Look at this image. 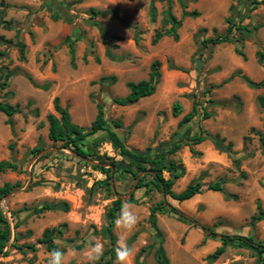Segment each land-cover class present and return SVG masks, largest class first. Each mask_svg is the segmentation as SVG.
Here are the masks:
<instances>
[{
  "label": "rangeland",
  "instance_id": "obj_1",
  "mask_svg": "<svg viewBox=\"0 0 264 264\" xmlns=\"http://www.w3.org/2000/svg\"><path fill=\"white\" fill-rule=\"evenodd\" d=\"M1 1L6 3L5 20L11 22V28L0 27V34L10 41L0 45V80L6 82L0 88V102L16 107L18 112L11 118L0 112V161L16 162L19 171L0 175L1 186L18 183L0 199V211L12 230L9 246L0 253V264H47L49 251L38 242L47 229L53 231L58 248L68 253V264H88L83 243L99 238L104 251L107 248V241L94 231L106 225L114 193L128 199L134 192L132 178L120 166L110 181L111 190L99 183L106 180L100 162L108 168L111 160L121 161L107 141L106 131L84 142L93 152L89 161L49 140L46 116L54 113L56 97L72 121L84 128L94 121L97 106L102 104L105 127L114 130L127 147L141 152L150 149L151 155L185 136H197L202 128L206 140L193 146L194 153L184 146L175 156L186 172L175 181L173 190L180 192L194 180L204 185L224 180L225 192L204 188L191 200L167 201L216 233L264 240V215L259 218L258 210L261 205L264 213V145L260 140V135L264 137V109L258 101L259 96L264 97V88L250 89L240 77L264 80V62H258V53L264 54V3L254 8L253 0H183L186 11H196L199 16L182 18L179 0ZM151 2L157 10L155 22L149 16ZM168 7L178 20L182 19L179 39L164 36L152 44L157 30L170 27L165 20ZM92 8L114 11L118 19L94 16ZM228 19L250 31L233 28L231 43L201 48L202 40L226 33ZM95 21L117 39L102 37ZM17 41L25 45L23 59ZM155 61L160 63V78L154 94L132 105L115 104V98L129 93L128 82L149 79ZM109 77L116 80L106 79ZM195 101L199 114L180 125ZM175 103L182 107L177 117L172 114ZM204 111L211 114L210 118H202ZM115 122L120 127H115ZM35 147L41 152L31 154ZM133 194L135 202L130 204L139 223L127 234V242L134 249V264H156L155 250L140 254L153 243H162L169 264L258 263L257 252L237 241L211 260L209 256L221 246L220 239L206 237L201 228L183 223L173 213L158 214L157 234L148 218L151 206L162 196L157 192L145 195L144 189ZM226 194L237 198H227ZM62 203H67L68 211L35 212L44 204ZM114 234L117 242L115 228ZM73 250L75 256L71 255ZM95 264H101L100 260Z\"/></svg>",
  "mask_w": 264,
  "mask_h": 264
},
{
  "label": "trees",
  "instance_id": "obj_2",
  "mask_svg": "<svg viewBox=\"0 0 264 264\" xmlns=\"http://www.w3.org/2000/svg\"><path fill=\"white\" fill-rule=\"evenodd\" d=\"M180 4L183 8L182 18H196L199 16V13L196 11H186V4L183 0H179ZM264 3L263 1L253 0L252 4L254 8L260 4ZM6 3L4 1L0 2V27L4 29L11 28V22L5 20V9ZM92 15L94 16H105L110 15L114 19H118V15L114 11H98L94 8L91 9ZM149 16L151 22H155L157 19V10L153 2H151L149 7ZM166 22L170 24V27L165 29L164 31H156L152 44L158 43L161 38L164 36L172 37L174 41H178L179 36L177 33L178 28L181 26L182 19L178 20L168 7L167 15L165 18ZM229 26L227 27L226 33L214 36L209 39L202 40L200 42L201 48H206L208 45H219L224 43H231V33L233 28L241 31V32H249L248 27L240 26L235 24L232 19H228ZM94 25L99 28L102 37H111L117 39L115 35H108V33L101 27L100 23L95 21ZM134 41L137 44L139 42V38L137 34H134ZM10 41L5 38L4 35L0 34V45L9 43ZM16 46L19 48L20 56L23 59L25 56V45L22 41H17ZM70 60L73 67H75V55L73 48L69 49ZM238 54L245 58L244 54L241 51H238ZM258 62L262 64L264 62V54L262 52L258 53ZM160 63L155 61L151 65L150 76L148 80H142L139 82H128L127 87L129 93L122 98H115L114 103L119 106H128L137 103L140 99L149 97L154 94L156 85L160 78L159 72ZM174 69L185 71V69L181 67H174ZM239 74H241L239 72ZM241 79L246 83V85L250 89H260L264 88V80L260 82L252 81L246 75L241 74ZM114 82L116 80L115 77L106 78ZM6 86V82L0 80V88H4ZM258 101L260 106L264 109V97L259 96ZM198 103L195 101L193 103L191 113L185 115L180 125L187 124L191 122V120L199 114ZM53 109L54 113H50L46 116V121L48 124V138L53 144H60V148L67 149L71 151L75 156L84 161H89L92 159L93 152L90 146L84 145L86 139L96 134L99 131H106V139L111 144L112 148L118 153L121 157V161L117 162L111 160L109 163V167L106 168V164L101 161L100 168L102 172L106 175V180L100 181V184L105 185L108 190H111L112 183L110 182L116 173V169L120 166L121 170L129 175L133 181V191H137L140 189L145 190V195H148L151 192H157L162 196V199L155 203L150 208L148 223L152 230H154L157 234H160L158 229V214L161 213H173L178 216L179 220L183 223H190L196 227L201 228L206 237L219 238L221 241V246L218 247L214 253H212L209 258L211 260L218 259L226 252V248L231 242H239L242 245H245L258 254V263L264 264V240L257 241L253 236H244V235H225L219 234L215 231L210 230L209 228L201 225L196 219L186 216L179 209L171 205L167 201V198L176 201L178 203H182L184 201L191 200L196 195L200 194L205 188L208 191L212 192H225L224 180H218L213 183H209L204 185L200 181L194 180L191 181L183 190L180 192H175L173 190V186L175 181L182 178L185 175V167L183 163L177 159L175 156L178 151H180L184 146L190 148L191 152L194 153L193 146L199 145L206 140L205 132L202 128H200V132L197 136L189 137L185 136L182 140H179L170 145L169 148L162 150L153 155L150 154V149L146 151H137L127 147L124 141L120 138V136L111 129L106 128V119L104 107L102 104L97 106V115L94 121L90 124L88 128H84L72 121V118L68 112V110L61 106L59 98L56 97L53 101ZM182 111V107L179 103H175L173 106L172 114L174 117L180 115ZM0 112L5 114L8 118H11L14 114L18 112V109L8 103L0 102ZM211 114L207 111L203 112L202 118L208 119ZM115 127H120L119 122H115ZM260 140L262 145H264V137L260 135ZM217 142V141H216ZM217 145L219 143L217 142ZM231 144L228 145L230 149ZM41 152V149L35 147L32 150L31 154H37ZM19 171V165L14 161L1 160L0 161V175L6 172H17ZM165 173L169 176L165 177ZM18 183L15 185L17 186ZM9 183H5L4 185H0V199L6 197L11 193L13 188L15 187ZM133 192V193H134ZM130 194L129 198L126 199L123 195L115 192V199L112 201L110 208L106 213V225L100 230H95L94 233H100L102 238L107 241V248L104 251L103 256L100 258L101 264H116V256H115V244H116V236L114 234V220L117 217L122 202L128 201L129 203L135 202L134 194ZM227 198L236 199V195L226 194ZM62 210L68 211L69 206L67 203L62 204H44L39 209H35L36 213H42L44 211H55ZM259 210V218H261L264 213L262 211L261 205L258 206ZM57 234H61L59 231ZM12 230L10 221L7 216L0 211V253L9 246V241L11 239ZM55 238L53 236L52 230H46L41 239H39V243L44 244L49 252L58 248L56 243L54 242ZM87 242L83 243L86 244ZM82 245H78L77 248L83 247ZM11 247L21 249V247L17 245H10ZM28 248H32L28 247ZM155 250V260L156 264H169V258L167 257L166 251L162 245L159 244H150L148 247H144L141 249L140 254L146 252V250Z\"/></svg>",
  "mask_w": 264,
  "mask_h": 264
},
{
  "label": "clouds",
  "instance_id": "obj_3",
  "mask_svg": "<svg viewBox=\"0 0 264 264\" xmlns=\"http://www.w3.org/2000/svg\"><path fill=\"white\" fill-rule=\"evenodd\" d=\"M139 223V216L134 205L128 201L121 204L120 211L114 220V228L119 233L115 245L116 264H134V249L127 242V234L133 232ZM104 254V244L99 238L90 239L84 248L83 256L88 264H95ZM71 255L75 256L73 250ZM47 264H68V253L57 248L48 253Z\"/></svg>",
  "mask_w": 264,
  "mask_h": 264
}]
</instances>
